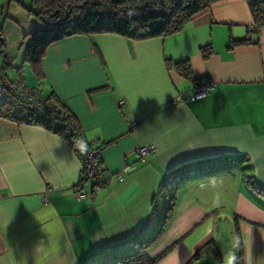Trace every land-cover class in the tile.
I'll return each mask as SVG.
<instances>
[{
  "label": "crops",
  "instance_id": "obj_1",
  "mask_svg": "<svg viewBox=\"0 0 264 264\" xmlns=\"http://www.w3.org/2000/svg\"><path fill=\"white\" fill-rule=\"evenodd\" d=\"M30 1L0 0V72L26 70L27 86L55 94L100 147L107 181L77 199L70 145L43 125L0 117V264H123L140 241H150L149 257L172 246L155 264H185L214 238L220 207L238 219L242 264H264V27H253L246 1L219 0L165 37L65 36L47 46L39 80L25 62L40 25ZM245 37L256 41L226 47ZM166 58L188 59L213 88L173 101L194 88ZM144 144L156 149L141 159Z\"/></svg>",
  "mask_w": 264,
  "mask_h": 264
},
{
  "label": "trees",
  "instance_id": "obj_2",
  "mask_svg": "<svg viewBox=\"0 0 264 264\" xmlns=\"http://www.w3.org/2000/svg\"><path fill=\"white\" fill-rule=\"evenodd\" d=\"M217 1L219 0H31L26 9L30 15L39 21L40 25L27 35L28 46L25 62L30 65L35 77L39 80L42 77L41 59L47 46L65 36L109 33L133 40L165 37L184 29L194 14L210 7ZM245 1L252 17L253 27L259 30L264 27V0ZM0 38L2 40L0 45L3 46L2 35ZM255 41L249 37L230 39L226 47L231 48L235 45ZM200 52L202 57L206 58L212 52V48L210 45L202 46ZM165 65L192 82L193 88L210 82L207 77L196 78L193 75L188 59L173 61L166 58ZM0 74L5 79L4 74L1 72ZM45 97L64 114V119H62L69 122L74 127L75 132L81 133L82 138L85 139L74 115L58 100L55 94L51 92ZM0 117L43 125L63 138L76 156L78 155L73 145L75 135L68 130L64 123L53 128L43 120L34 119L28 114L14 112L12 106L7 103H0ZM95 148L99 150L100 147ZM100 170L103 172L101 168ZM166 198L168 204L162 220L163 223H166L170 217L175 198L174 192L172 191ZM149 244L150 241H140L138 248L122 256L120 261L123 264H155L172 247L170 246L155 257H149L146 253ZM206 252L220 260V253L213 237L198 247L185 264H192ZM242 262L243 244L237 227V264H242Z\"/></svg>",
  "mask_w": 264,
  "mask_h": 264
},
{
  "label": "built area",
  "instance_id": "obj_3",
  "mask_svg": "<svg viewBox=\"0 0 264 264\" xmlns=\"http://www.w3.org/2000/svg\"><path fill=\"white\" fill-rule=\"evenodd\" d=\"M7 83L10 87L6 86ZM213 85V83L209 82L208 84L194 88L191 94H177L173 98V101L201 97L209 92L213 88ZM0 103H7L12 106L14 112L28 114L34 119L43 120L53 128L64 123L68 130L71 133H74V141L82 138L81 133L75 132L74 127L69 122L63 120L64 114L60 112L56 105L48 101L40 90L26 85L24 76L20 70L10 79H4L0 74ZM119 105H123V100L119 101ZM73 145L78 153L77 157L81 165V172L75 185L74 196L77 199H81L88 192L90 181H93L95 185L102 187L105 185L107 177L99 167V150L90 146L92 145L91 141L88 142V150L86 154H82L79 151L75 146V142ZM155 149L156 148L153 144H144L137 147L136 153L139 158L146 159L149 155L155 152Z\"/></svg>",
  "mask_w": 264,
  "mask_h": 264
},
{
  "label": "rangeland",
  "instance_id": "obj_4",
  "mask_svg": "<svg viewBox=\"0 0 264 264\" xmlns=\"http://www.w3.org/2000/svg\"><path fill=\"white\" fill-rule=\"evenodd\" d=\"M11 73V72H10ZM24 77L30 82L28 72L25 70ZM243 189H246L243 181L238 182ZM237 227L238 219L231 212H226L225 207L219 208L214 228V239L220 253V260L216 259L211 253L204 255L195 264H227L229 257L235 256L233 264H237Z\"/></svg>",
  "mask_w": 264,
  "mask_h": 264
},
{
  "label": "clouds",
  "instance_id": "obj_5",
  "mask_svg": "<svg viewBox=\"0 0 264 264\" xmlns=\"http://www.w3.org/2000/svg\"><path fill=\"white\" fill-rule=\"evenodd\" d=\"M75 146L79 149V151L82 154H86L88 150V143L86 139L84 138H79L75 141ZM235 260V256L229 257L227 264H233V261Z\"/></svg>",
  "mask_w": 264,
  "mask_h": 264
},
{
  "label": "water",
  "instance_id": "obj_6",
  "mask_svg": "<svg viewBox=\"0 0 264 264\" xmlns=\"http://www.w3.org/2000/svg\"><path fill=\"white\" fill-rule=\"evenodd\" d=\"M7 87H10V85L7 83L6 84ZM90 188H92L93 186H95V183L93 181H90V184H89Z\"/></svg>",
  "mask_w": 264,
  "mask_h": 264
}]
</instances>
